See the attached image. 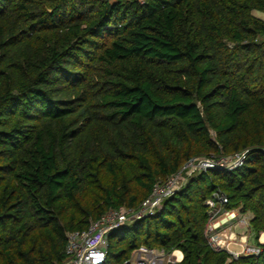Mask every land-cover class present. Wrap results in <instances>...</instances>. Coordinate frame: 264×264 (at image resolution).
I'll use <instances>...</instances> for the list:
<instances>
[{
	"label": "trees",
	"instance_id": "16d2710c",
	"mask_svg": "<svg viewBox=\"0 0 264 264\" xmlns=\"http://www.w3.org/2000/svg\"><path fill=\"white\" fill-rule=\"evenodd\" d=\"M255 10L264 0H0V264H62L68 232L138 207L194 157L246 149L240 167L195 172L113 231L105 264L141 246L183 252L170 264H264ZM215 191L252 214L259 254L210 243Z\"/></svg>",
	"mask_w": 264,
	"mask_h": 264
},
{
	"label": "built area",
	"instance_id": "2783aa9c",
	"mask_svg": "<svg viewBox=\"0 0 264 264\" xmlns=\"http://www.w3.org/2000/svg\"><path fill=\"white\" fill-rule=\"evenodd\" d=\"M144 2L145 0H140ZM249 149L236 152L232 155L202 156L190 159L181 169L173 173L165 180L158 181L151 194L138 206H120L112 208L98 219L91 221L85 230L71 231L67 233L66 257L62 264H105L110 246V234L131 223L154 215L159 211L163 202L175 194L187 179L197 171L209 169H235L244 164ZM264 154V147L262 148ZM228 198L220 191H215L211 198L206 201L210 207V221L208 226L210 243L219 249L227 250L233 257L237 258L243 254H259V245L250 244V234L243 236L242 249L240 252H232L224 238L218 231L224 224H233L250 230L252 215L240 213L239 210H228L224 204ZM231 226V225H230ZM235 227V226H234ZM230 238L233 239V233ZM259 242L264 243L262 234ZM180 252L181 255L178 253ZM164 250L141 246L136 249L131 258L123 264H170L181 262L184 258L183 252L175 250L170 256Z\"/></svg>",
	"mask_w": 264,
	"mask_h": 264
},
{
	"label": "rangeland",
	"instance_id": "374dc122",
	"mask_svg": "<svg viewBox=\"0 0 264 264\" xmlns=\"http://www.w3.org/2000/svg\"><path fill=\"white\" fill-rule=\"evenodd\" d=\"M253 13L256 16H258L259 18L264 20V13H262V12H260L258 10H255ZM212 134H214L213 131H212ZM247 214L250 215V216L252 215L250 212H248ZM235 222L236 221L232 222L233 224H230L231 226L230 225L227 226L229 231H226V232L224 231L223 233H221L222 234L221 236L224 237V238H226L228 236L226 241H227V244H228V242L230 244L229 245L230 250L232 252H236V251L240 252V250L242 249V241L241 240L244 239L243 236L247 235L248 233L251 235L250 244L256 245L255 236L253 234H251L250 230L247 232L246 229L237 226V224ZM231 233H233V239L230 238V236L232 235ZM170 254L171 253H169L168 255L170 256ZM179 255H181V254H179ZM107 264H112V262H109Z\"/></svg>",
	"mask_w": 264,
	"mask_h": 264
},
{
	"label": "crops",
	"instance_id": "0c3cea01",
	"mask_svg": "<svg viewBox=\"0 0 264 264\" xmlns=\"http://www.w3.org/2000/svg\"><path fill=\"white\" fill-rule=\"evenodd\" d=\"M229 224H224V225H222V227L220 228V229H218V231H220L221 233H223L224 231L226 232V231H229V229H228V226ZM262 240L264 241V234H262Z\"/></svg>",
	"mask_w": 264,
	"mask_h": 264
},
{
	"label": "bare ground",
	"instance_id": "6f19581e",
	"mask_svg": "<svg viewBox=\"0 0 264 264\" xmlns=\"http://www.w3.org/2000/svg\"><path fill=\"white\" fill-rule=\"evenodd\" d=\"M180 254V253H179Z\"/></svg>",
	"mask_w": 264,
	"mask_h": 264
}]
</instances>
